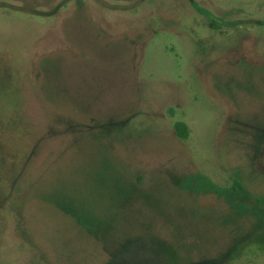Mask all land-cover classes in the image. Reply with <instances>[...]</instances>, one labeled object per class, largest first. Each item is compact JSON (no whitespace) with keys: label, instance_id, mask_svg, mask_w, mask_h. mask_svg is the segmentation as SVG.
Instances as JSON below:
<instances>
[{"label":"rangeland","instance_id":"374dc122","mask_svg":"<svg viewBox=\"0 0 264 264\" xmlns=\"http://www.w3.org/2000/svg\"><path fill=\"white\" fill-rule=\"evenodd\" d=\"M188 175L263 209L264 0H0V264H264Z\"/></svg>","mask_w":264,"mask_h":264},{"label":"trees","instance_id":"16d2710c","mask_svg":"<svg viewBox=\"0 0 264 264\" xmlns=\"http://www.w3.org/2000/svg\"><path fill=\"white\" fill-rule=\"evenodd\" d=\"M200 14L209 17V12L199 9H196ZM210 27L214 28L213 23L210 25ZM174 130L179 139H186L188 136V129L185 124L183 123H176L174 125ZM194 185V186H193ZM183 189L185 190H192V187L194 188V191L198 190H205L215 193L216 195L220 196L224 199L226 204L229 205L231 210L236 212L237 214H250L255 217H264V201L256 200L255 204L256 206H262L263 209L260 212H257L252 209H248L247 207L243 206L241 203H234V195L236 194H245L248 195V193L241 188L239 183L237 181L233 182L232 190L231 191H225L219 188L218 186L212 184L203 176L199 175H188L183 184ZM250 243L256 245L260 250L264 251V233L254 235V237L250 240Z\"/></svg>","mask_w":264,"mask_h":264}]
</instances>
